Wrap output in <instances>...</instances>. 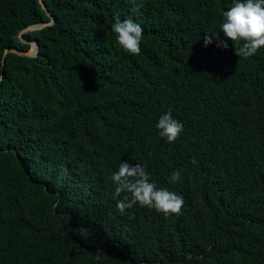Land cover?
<instances>
[{
	"label": "trees",
	"instance_id": "1",
	"mask_svg": "<svg viewBox=\"0 0 264 264\" xmlns=\"http://www.w3.org/2000/svg\"><path fill=\"white\" fill-rule=\"evenodd\" d=\"M43 1L54 22L23 34L38 54L2 67L6 47L29 48L18 32L50 18L38 0H0V264H264V47L243 59L204 44L233 0H137L138 14ZM115 16L143 27L139 55ZM169 111L174 143L156 128ZM122 161L182 196L181 213L121 214Z\"/></svg>",
	"mask_w": 264,
	"mask_h": 264
},
{
	"label": "clouds",
	"instance_id": "2",
	"mask_svg": "<svg viewBox=\"0 0 264 264\" xmlns=\"http://www.w3.org/2000/svg\"><path fill=\"white\" fill-rule=\"evenodd\" d=\"M131 11L139 13L143 7L137 0H130ZM220 30L213 35L205 34L204 44L216 40L217 47L228 48V41L235 46V54L239 58L248 59L264 47V0H233V6L222 13ZM111 30L120 48L128 55L141 53L143 27L132 18L121 20L114 17ZM221 33L225 39H221ZM159 136L167 142L174 143L184 129V125L174 119L171 112L162 114L156 124ZM193 164L196 163L193 157ZM181 178L179 171L169 177L170 183H176ZM111 181L115 185L114 195L122 198L116 201V208L123 214L126 210L139 204L141 207L155 209L157 212L168 215H179L184 205L182 196L169 190L158 187L150 181V175L140 164H130L122 161L118 170L113 172ZM191 259V256L188 257Z\"/></svg>",
	"mask_w": 264,
	"mask_h": 264
},
{
	"label": "water",
	"instance_id": "3",
	"mask_svg": "<svg viewBox=\"0 0 264 264\" xmlns=\"http://www.w3.org/2000/svg\"><path fill=\"white\" fill-rule=\"evenodd\" d=\"M39 4L41 5V8L47 13V15L49 16L50 20L46 21V22H39V23H34V24H30L24 28H22L19 32H18V39L21 42L24 43H28L29 44V48L26 50L17 48V47H6L3 51V55H2V67L3 64L5 62V57L8 53H16L20 56H25V57H33L36 56L38 54V50H39V44L37 42L36 39H26L24 38L23 34L27 33V32H31V31H35V30H39L42 29L44 27H47L49 25H51L54 22V18L51 15L50 11L47 9V6L45 5L43 0H38ZM1 78V77H0Z\"/></svg>",
	"mask_w": 264,
	"mask_h": 264
}]
</instances>
